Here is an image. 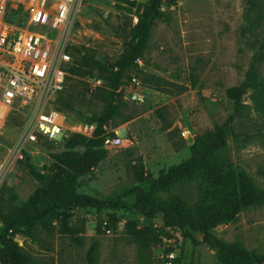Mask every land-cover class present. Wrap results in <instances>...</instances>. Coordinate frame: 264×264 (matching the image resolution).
I'll list each match as a JSON object with an SVG mask.
<instances>
[{"label":"rangeland","instance_id":"rangeland-1","mask_svg":"<svg viewBox=\"0 0 264 264\" xmlns=\"http://www.w3.org/2000/svg\"><path fill=\"white\" fill-rule=\"evenodd\" d=\"M148 1L86 0L65 35L67 50L74 59L85 50L103 62L119 58ZM162 12L138 66L127 69L123 77L120 114L107 125V131L115 135L118 131L122 140L104 145L107 156L95 174L80 177L82 193L135 202L134 194L120 195L138 183L139 167L157 176L188 158L193 139L185 138L183 130L196 137L225 122L235 110L227 89L245 80L252 62L264 80V0H177L163 3ZM95 76L69 77L55 100L63 107L67 124L66 135L58 141L26 145L19 151L17 139L26 111L11 114L0 134V217L27 204L44 184L26 167L27 161L48 172L56 155L83 151L82 146L68 148L67 140L78 133L75 126L95 122L106 108L109 81L97 72ZM133 77L139 84L132 82ZM132 90L143 99H133ZM226 155L264 191V88H251L243 96L227 135ZM174 193L193 202L198 184H178L153 198L163 201ZM112 214L116 220L110 223ZM70 224L79 229L77 235L39 226L34 237L18 232L14 238L34 264H163L161 251L168 247L175 249L177 264L183 262L184 251L194 264L222 263L219 250L203 243L199 232L194 233L197 244L184 245L181 231L165 227L162 213L149 219L128 208L80 207L72 210ZM214 232L263 255L264 204L242 208L233 221L218 225Z\"/></svg>","mask_w":264,"mask_h":264},{"label":"trees","instance_id":"trees-1","mask_svg":"<svg viewBox=\"0 0 264 264\" xmlns=\"http://www.w3.org/2000/svg\"><path fill=\"white\" fill-rule=\"evenodd\" d=\"M165 2L175 4L177 0L148 1L137 15L128 47L119 58L103 62L87 50L73 58L68 67L67 79L71 76L96 77L97 72L109 81L106 108L94 119L97 126L91 137L72 133L67 140L68 148L82 146L83 151L70 150L56 155V162L48 172L36 169L29 161L25 163L30 172L44 184L35 191L27 204L1 215L0 260L4 264H34L32 256L15 240L14 235L18 232L34 237L41 226L46 230L58 227L61 233L77 235L79 229L70 224V218L72 210L80 207L96 208L98 211L104 208H128L137 210L149 219L162 213L165 227L179 229L184 237V245L197 244L198 238L194 233H201L203 243L219 250L221 264L264 262V254L259 255L240 243L225 241L214 232L218 225L233 221L242 208L264 204V191L226 155L227 135L243 105V96L251 88H264V80L259 79L256 73V61L251 63L241 84L227 89V96L234 102V113L213 130L194 137L188 158L168 169H162L157 176L145 173L142 167L136 170L138 183L124 188L120 195L134 194L135 202L129 204L120 198H101L79 191L80 177L95 174L99 163L107 156L104 140L108 133L105 126L120 114L123 77L127 69L138 66L149 45L152 27L163 14L162 5ZM55 107L63 110L59 105ZM109 134L115 135L112 132ZM192 181H196L199 188V194L193 202L180 193L171 194L163 201L153 198L159 192H170L178 184ZM5 188L8 187L4 185ZM13 197L17 198L16 195ZM115 220L116 216L112 214L110 223ZM98 230L102 231L100 227ZM157 240L162 242L161 239ZM172 249L167 248L168 251ZM183 259L181 264H194L187 251H184Z\"/></svg>","mask_w":264,"mask_h":264},{"label":"built area","instance_id":"built-area-1","mask_svg":"<svg viewBox=\"0 0 264 264\" xmlns=\"http://www.w3.org/2000/svg\"><path fill=\"white\" fill-rule=\"evenodd\" d=\"M85 1L0 0V134L13 112L26 111L17 139L19 151L26 145L53 143L66 135V116L54 103L65 88L73 61L65 35ZM132 82L139 84L135 77ZM131 97L143 99L134 90ZM96 126L87 122L75 127L78 133L91 137ZM115 132L111 135L107 131L106 147L121 142ZM183 135L194 139L190 130L184 129ZM160 258L163 264H177L175 249L161 251Z\"/></svg>","mask_w":264,"mask_h":264}]
</instances>
